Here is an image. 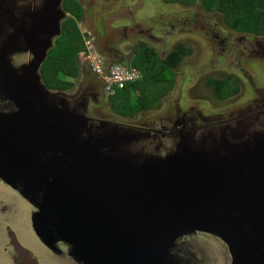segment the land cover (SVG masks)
I'll use <instances>...</instances> for the list:
<instances>
[{"label": "water", "instance_id": "water-1", "mask_svg": "<svg viewBox=\"0 0 264 264\" xmlns=\"http://www.w3.org/2000/svg\"><path fill=\"white\" fill-rule=\"evenodd\" d=\"M13 37L0 42L4 53ZM52 38L24 75L0 56L1 87L20 107L0 111V178L35 207L40 240L65 244L80 264H180L178 240L203 232L226 242L233 264H264V134L201 142L187 133L165 156L131 153L128 137L92 132L41 83Z\"/></svg>", "mask_w": 264, "mask_h": 264}, {"label": "flooded vegetation", "instance_id": "flooded-vegetation-1", "mask_svg": "<svg viewBox=\"0 0 264 264\" xmlns=\"http://www.w3.org/2000/svg\"><path fill=\"white\" fill-rule=\"evenodd\" d=\"M67 1L69 0H0V42H7L13 36H15L13 38H16V42L10 44L13 51L10 50V52L6 51L4 53L0 48V56L6 57L18 69L20 74H25L26 66L33 61L35 55L39 52L43 40L52 38L53 34L56 33L57 17L59 11H63L66 17L60 21L61 35L52 38L53 47L48 50V53L54 50L56 41L62 37L63 24L73 17L72 13L67 9ZM74 1L82 9V17L78 23H83V27L87 29L86 33H82V41L86 46H90L96 55H99V58L102 59L106 66L114 63H131L135 58L137 59L139 50L143 51L146 49L152 50L160 59L170 56L177 46L183 48L186 53L185 57L193 54L192 50L185 49L184 44H177L174 50L168 52L166 50V56L164 55L165 50L160 48L161 37H158V29L155 28L154 24L160 23L163 30L171 34L176 31V25L180 20L178 23L162 21L163 19L160 17L159 22L148 20L155 14V4L151 5L152 8L149 11H145L147 4L136 7L131 2H128V4L121 5L123 0ZM95 5L99 11H95ZM198 5L203 10L209 11L202 3L199 2ZM92 11L95 12L92 13ZM100 11H104L106 14L100 17ZM140 11L141 14L139 15L138 12ZM210 13L217 14V17H219V14L223 16L220 12ZM114 14L116 16H113ZM138 15L142 18H138ZM213 17L214 15H209L208 18L213 19ZM199 18L198 15L193 20L186 19L191 25L196 22V26H198ZM145 20L151 25L147 29L153 27V30H151L152 28L147 30L144 27ZM201 25L203 31L207 34L205 37L211 35L215 39L213 47L214 51L217 52L216 59L225 58L227 56L226 53L230 52V55H235L239 62V73L233 71L225 77L208 79V81L210 79L229 80V85H232V88L236 91L228 97H218L215 95L216 89L213 86H209L208 81L206 83V88L213 91L214 99L225 102L229 98L242 94V85L245 84L246 86V78L252 72L250 60L255 55H261L264 58V35L238 32L228 23H226L227 28L216 26L215 23H206L205 21H202ZM30 33L38 34L35 42L28 39V34ZM239 34L241 37L237 38ZM154 48H157L158 52ZM48 57L42 63L38 73L41 76V83L51 91L50 93L59 94V96L53 95V97L58 101L59 99H66L73 111L83 114L88 120L86 128L92 130V132L106 134L114 130L128 137L129 139L125 142L123 149L126 148L131 153L143 156H165L175 151L182 136L187 133L193 134L201 142H212L222 136H228L233 141H242L256 134H264V83L261 81L259 83L253 82L255 88L251 84L246 86L249 91V97L238 103L233 102L230 107L228 106L224 110H221V108H210L208 112L207 109L203 110L198 103L197 107L189 105L188 108L187 106L183 107L180 103L181 99L178 98V103L170 102L169 105L171 107L174 104L175 108L172 107L171 110L164 111L162 115H153L148 123H140L137 117L124 114L129 120L114 122L108 119L109 116L101 115L99 110L96 109V104L100 103V101L104 106L106 105L105 101L109 100V92L104 82L92 71L81 53L77 56V59L80 57L77 60L80 65L78 74L76 76H68V80L73 83V87L68 90H55L49 88L45 83L42 67ZM20 58L23 60L18 62L17 60ZM2 66L0 64V81L3 77ZM178 66L173 68V72ZM243 72H245V76L242 75ZM260 72L264 73L263 67L260 68ZM80 78L81 80H79ZM74 80H76L77 84ZM240 87L241 90L238 93ZM102 108L104 107L102 106ZM19 110L18 100L10 97L9 93L0 84V111L17 112ZM148 139L151 140L150 144H147L148 149H145L144 145L138 149L139 144ZM0 183H3L4 187L2 186V188L4 190L7 187L8 189L11 188L13 192L21 194L19 189L8 184L2 178H0ZM4 190L0 189V264H57L60 260L42 261L33 249V244L28 243L27 239H25L17 204L8 200ZM35 210V207H33L32 215ZM200 234L208 233H193L185 235L178 240L174 253L180 259V264H197L199 262V260H196V254L191 250V247H193V238ZM59 246L60 250L58 251L46 247L54 255L70 259L71 264H80L69 255L68 246L65 244H59ZM233 262V259L227 260V262L224 260V264H233Z\"/></svg>", "mask_w": 264, "mask_h": 264}, {"label": "rangeland", "instance_id": "rangeland-1", "mask_svg": "<svg viewBox=\"0 0 264 264\" xmlns=\"http://www.w3.org/2000/svg\"><path fill=\"white\" fill-rule=\"evenodd\" d=\"M136 4L138 6L142 4H147L145 11H149L152 8V4L156 5V9L154 10L155 14L148 18V20L159 22L160 18H162V21H171L175 23H179L176 25V31H174L171 34H168L163 28L161 27L160 23H155L154 26L156 29H158V37L160 38V48L162 50H165V56H166V50L167 52L170 50H174V47H176L177 44H184L185 49L192 50L193 54L186 56L179 66L176 68V70L171 69L170 67L164 68L163 71H158L156 68L152 71L153 73L150 75L151 78L146 80V78L143 80L145 85H148V89L150 91V98L149 100L152 102V100L155 97H158L162 92V95L160 99L157 101L155 105H153L148 110H143L138 112L135 117H137V120H139L140 123H148L149 119L155 115V114H161L164 111L171 110L172 107L175 108V103H178V98L181 99L180 103L183 107L188 108L189 106L197 107V103L199 106L205 110L207 109L208 112L210 111V108L214 109H220L224 110L230 107L233 102L238 103L242 101L244 98L249 97V91L247 90L246 86L252 85L253 88H255V85L253 82L259 83L260 81L264 83V73L260 72V68H264V58L263 56L255 55L250 61L252 64V72L251 74L246 78V86L245 84L242 85V94H238L235 97L229 98L225 102L219 101L214 99V93L211 89L206 88V83L209 78L216 77H225L229 73L235 71L236 73H239V62L236 59L235 55H230V52L226 53L225 58L216 59L217 52L214 51L213 45L215 44V39L209 35L205 37L206 32L203 31L201 22L205 21L206 23H215L216 26L219 27H225L226 21L224 16L219 14V17H217V14L210 13L209 11H205L202 8H200V5L195 4L193 6L187 7L182 6L179 4H166L162 0H136ZM135 4V5H136ZM80 6L77 2L74 0H69L66 2V6ZM123 5V4H121ZM134 5V6H135ZM95 11H99L98 7L95 5ZM95 11H92L94 13ZM144 11V12H145ZM139 15L141 14V11L138 12ZM106 13L104 11H100V17L104 16ZM149 14V13H148ZM138 18H142L139 17ZM199 15V25L196 26V22L191 23L186 19L193 20ZM209 15H214L213 19L208 18ZM113 16H116L114 14ZM207 17V19H205ZM71 17L68 22L63 24V34L62 37H60L55 45L54 50H52V54L59 51L58 45L60 43H63L66 39H69V32L73 33V22ZM188 23V24H187ZM185 25V26H184ZM226 25V26H225ZM150 23H148L147 20L144 21V27L147 29L150 27ZM152 28V29H151ZM147 30H153V27H151ZM212 33V31H211ZM155 34V33H154ZM241 37V35H237V38ZM88 46H86L87 49ZM179 47V46H177ZM176 47V48H177ZM74 48V47H73ZM72 48V49H73ZM85 49V50H86ZM141 49V48H140ZM155 50L158 49L154 48ZM84 51V50H82ZM81 51V54H82ZM71 52V50H70ZM143 53L140 50L138 53ZM163 55V56H164ZM164 56V57H165ZM157 57V56H156ZM139 58H137L138 60ZM164 59V58H162ZM23 59L20 58L17 61L20 62ZM136 58L132 61L133 63L136 61ZM154 61L151 60V62ZM250 63V62H249ZM51 64V62H50ZM49 64V65H50ZM218 64V65H217ZM48 65V66H49ZM78 65V63H77ZM126 65V64H125ZM44 65V71H45ZM46 67V69L48 68ZM255 66V67H254ZM47 71V70H46ZM143 73V71H142ZM157 74L156 78L153 77V74ZM243 76H245V72L242 73ZM238 76V75H237ZM61 78L69 79L66 75H62ZM148 78V77H147ZM143 79V77H142ZM141 79V80H142ZM157 79V81H155ZM81 80V78L79 79ZM76 83V80H74ZM140 81V80H139ZM142 81V82H143ZM77 84V83H76ZM171 85V86H170ZM262 86V85H261ZM167 89L166 92H164ZM240 89L238 90V93L240 92ZM141 95V92H134L132 94L131 101L129 102V105L134 109L137 110V102L139 96ZM115 95H111L109 93V100L105 101V106L100 103L96 104V109L99 110L101 115L109 116V120H112L114 122L116 121H123V120H129L126 118L123 114H119L115 108H122L119 106H115V108L112 106L111 97ZM136 99V100H135ZM171 103H174L169 107ZM128 105V106H129ZM102 106L104 108H102ZM166 140V138H164ZM150 139L143 141L139 144V148L141 146L147 148V144H150ZM135 149V147H133ZM3 183H0V189L4 190L2 188ZM4 187V186H3ZM6 190H4V194L8 197V200H11L17 204V207L19 209L20 213V224L22 226L23 235L25 236V239H27L28 243L33 244V249L36 251V253L39 255L40 259L42 261L47 260H60L57 264H71L69 261L70 259H67V257H60L57 255H54L49 249L46 247V245L40 240V238L36 235L32 222V212H33V205L26 199L22 194H19L18 192H13L7 187H5ZM193 247H191V250L195 252L196 254V260H199L197 264H224V260L227 262V260H232L231 253L229 252L228 245L226 242H224L222 239L209 234H200L193 238L192 241Z\"/></svg>", "mask_w": 264, "mask_h": 264}, {"label": "trees", "instance_id": "trees-1", "mask_svg": "<svg viewBox=\"0 0 264 264\" xmlns=\"http://www.w3.org/2000/svg\"><path fill=\"white\" fill-rule=\"evenodd\" d=\"M163 2L185 6H193L200 2L210 12L222 13L226 23H228L234 30L238 32L264 35V0H163ZM67 9L74 16L72 19L73 33L69 32V39H66L63 43L58 45L59 51L54 54H52V52L49 53L48 60L44 64L46 65L45 71L43 68L44 65L42 67V74L45 83L49 88L55 90H68L73 87L71 81L61 78V76L64 74L68 77L76 76L78 74L79 66L77 65V56L82 50L86 49V45L82 41V33L77 26V22L81 20L82 17V9L78 5L76 7H67ZM185 55L186 53L182 47H177L171 55L165 59L156 57L152 50H143L142 54L139 52V59H136L137 62L135 61L134 65L143 71V79L129 85L127 88L119 91L115 96L111 97L112 106L114 108L115 106L122 107L115 108V110H117L118 113L130 116H135L138 112L151 108L157 103L163 92L151 102L149 100L150 91L147 88L148 85H145L143 80L145 78L146 80L150 79V75L155 68L158 71H163L166 67L173 69L181 63ZM153 58L154 61L151 62ZM47 66L48 68L46 69ZM156 76L157 74L154 73L153 77L156 78ZM155 81H157V79H155ZM228 82L229 80L210 79L208 85L211 87L213 86L216 89L215 95L220 98H226L236 91ZM139 91L141 92V95L138 100L135 99L139 103H137V110H134L129 105V102L131 101L132 94ZM166 91L167 89L164 92Z\"/></svg>", "mask_w": 264, "mask_h": 264}, {"label": "built area", "instance_id": "built-area-1", "mask_svg": "<svg viewBox=\"0 0 264 264\" xmlns=\"http://www.w3.org/2000/svg\"><path fill=\"white\" fill-rule=\"evenodd\" d=\"M82 55L92 71L104 82L111 95H116L143 77L142 70L134 65L114 63L106 66L90 46L82 52Z\"/></svg>", "mask_w": 264, "mask_h": 264}, {"label": "crops", "instance_id": "crops-1", "mask_svg": "<svg viewBox=\"0 0 264 264\" xmlns=\"http://www.w3.org/2000/svg\"><path fill=\"white\" fill-rule=\"evenodd\" d=\"M163 1V0H162ZM128 2H131L132 3V5H135L136 4V0H123V3L122 4H125V3H127L128 4ZM180 5V4H179ZM135 6H137V4L135 5ZM77 26H78V28H79V30L81 31V33H86L87 32V29L86 28H84L83 27V23H81V24H79L78 22H77ZM138 58V57H137ZM126 65H134V63L133 62H131V63H125ZM79 66V65H78ZM134 66H136V65H134ZM79 69H80V66H79Z\"/></svg>", "mask_w": 264, "mask_h": 264}]
</instances>
